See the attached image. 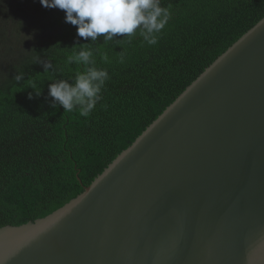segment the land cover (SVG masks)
Listing matches in <instances>:
<instances>
[{"label":"water","instance_id":"obj_1","mask_svg":"<svg viewBox=\"0 0 264 264\" xmlns=\"http://www.w3.org/2000/svg\"><path fill=\"white\" fill-rule=\"evenodd\" d=\"M0 264H264V17Z\"/></svg>","mask_w":264,"mask_h":264},{"label":"trees","instance_id":"obj_2","mask_svg":"<svg viewBox=\"0 0 264 264\" xmlns=\"http://www.w3.org/2000/svg\"><path fill=\"white\" fill-rule=\"evenodd\" d=\"M161 5H171L172 15L158 44L149 46L139 36L131 43L118 41L122 36L104 43L101 36L91 45L96 66L110 78L85 118L78 110L53 107L48 84L71 80L82 70L67 65L66 56L91 38L78 37L63 10L45 8L39 0H0V228L33 222L74 199L264 17V0ZM105 52L108 63L100 59ZM45 64L51 65L48 72ZM31 79L40 95L28 85Z\"/></svg>","mask_w":264,"mask_h":264},{"label":"clouds","instance_id":"obj_3","mask_svg":"<svg viewBox=\"0 0 264 264\" xmlns=\"http://www.w3.org/2000/svg\"><path fill=\"white\" fill-rule=\"evenodd\" d=\"M39 3L45 8L63 10L65 23L76 27L77 36L84 40L91 38V43L77 44L66 56L67 65H76L82 70L76 71L71 80L55 79L48 84V94L54 98L53 107L62 106L64 112L78 110L85 118L102 100V89L110 78L107 69L96 66V50L91 45L101 36L104 43L117 36L123 37L118 41L131 43L132 38L139 36L147 45H156L172 15L171 5L163 7L161 0H39ZM100 59L109 62L106 52L100 54ZM120 62H124L123 51ZM50 67L45 64V72ZM21 78V75L15 77L17 81ZM28 85L40 95L42 90L35 79L29 80Z\"/></svg>","mask_w":264,"mask_h":264}]
</instances>
